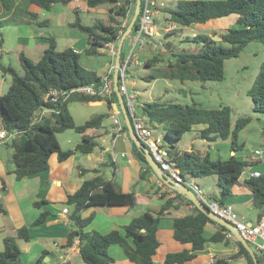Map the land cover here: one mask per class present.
Listing matches in <instances>:
<instances>
[{"label":"trees","instance_id":"obj_1","mask_svg":"<svg viewBox=\"0 0 264 264\" xmlns=\"http://www.w3.org/2000/svg\"><path fill=\"white\" fill-rule=\"evenodd\" d=\"M0 1L4 11L8 12L13 1ZM70 1L28 0V3H34L43 10H50L56 3L67 4ZM118 3L119 0H86L88 7L107 8L108 22L98 21L92 25H85L81 23L78 16L69 22L71 28L78 29L87 35V46L81 53L100 54V48L107 42H114L117 46L133 15V9L128 8L126 4ZM164 11L168 14L169 20L181 26L205 23L211 19L231 15H235V18L233 17L232 25L218 34V40L206 34L193 35L190 40L201 43V47L196 51L176 50L168 42L167 47L170 48V52L165 65L158 67L155 65L159 59L158 54L144 62L145 66L153 70L142 77L146 81L166 78L175 79L184 84L187 81H198L203 85L208 80H221L224 76L225 59L238 56L251 41L264 44V0H177L174 7H167ZM25 13L36 16L28 10H25ZM116 17H127L126 24L122 26ZM10 21L9 18H0V28ZM40 23L46 22L43 20ZM136 26L137 18L132 31ZM47 39V46L37 61L27 58L23 52L19 53L22 74L11 66H0L3 72L11 75V83L7 91L0 94V128L17 132L15 137L5 143L12 150L13 168L8 173H13L16 180L48 169V159L53 153H56L59 161H64L76 152L85 154L92 152L98 143L96 136L87 132L102 126L104 114L94 115L83 123L77 124L69 113L68 103L73 100H103L109 104L116 97L115 90L110 97L99 93L102 84L101 75L80 63L81 53L69 47L57 50L55 38L48 36ZM1 44L2 39H0V46ZM123 44L120 58L124 55ZM81 85H91L98 93L82 95L73 92L64 99L60 97L56 101L44 100V95L52 88L62 90ZM247 95L251 98L253 110L256 113H264V61L251 87L247 90ZM139 107L140 114L144 115L152 126L164 127L163 137L169 144L166 147L170 161L174 162L181 175L193 178L216 175L218 195L214 199L223 204L231 194V189L238 181L243 169L250 162L234 154L226 159H212L208 154H202L198 150L179 149L177 142L184 133L195 130L198 137L206 141L229 139L231 150L237 151L242 148V144L237 141L238 132L251 117H238L232 124L231 108L228 105L221 104L212 108L204 107L194 101L190 104H181L155 99L145 101ZM44 108H50L51 112L34 120V117ZM122 122L123 131L127 132L125 122L123 120ZM66 129H74L82 137L74 148L64 150L60 147L56 134ZM130 141L134 157L149 172H152L143 152L132 140ZM93 172L96 174L83 180L80 186L74 192L68 193L63 201V207L68 209L67 215L70 220V230L64 246H71L74 239H77L79 254L86 264H111L114 259L107 250L112 244L121 246L126 258L135 264H156L152 256L159 246L156 232L160 219L171 209L179 207L180 203L175 201L176 197H180L187 203H193L180 193H176V197L165 199L157 212L144 211L134 216L121 230L113 229L106 233L96 229L85 230V226L94 216L90 213L82 217V211L88 207L101 205L133 207L136 204L134 192L122 191L113 180L99 173L97 168L93 169ZM144 174L143 170L139 172L141 177ZM0 183V193L3 195L7 191V185L1 176ZM242 184L251 191L253 208L256 210L257 218H260L264 214V172L259 176L243 179ZM46 202V200H39L33 204L39 207ZM0 211L6 213L1 201ZM48 214L49 211H42L29 225L19 227L16 238L29 240V227L43 223ZM207 222L216 223L198 210L194 204L192 211L173 217V238L181 243H189L191 247L167 253L164 260L157 264H184L194 258L196 251L201 250L206 241L217 242L226 238L224 231L227 229L223 226H220L223 232L215 231L211 236L206 237L204 228ZM236 242L239 253L244 254L247 264H255L241 242L237 240ZM3 243L4 248L0 250V264H24L20 261V249L15 237L5 236ZM45 253L36 262L28 264H43ZM256 257L259 262H264L261 254H256ZM213 264H230V262L227 258L218 257Z\"/></svg>","mask_w":264,"mask_h":264},{"label":"crops","instance_id":"obj_2","mask_svg":"<svg viewBox=\"0 0 264 264\" xmlns=\"http://www.w3.org/2000/svg\"><path fill=\"white\" fill-rule=\"evenodd\" d=\"M12 1V7L4 18H10L13 12L26 14L25 10L35 13L36 15L42 13L47 15L48 13L52 17L55 16L54 21L53 18H51V21L48 20L49 18H45L44 21L46 22L45 25L47 24L50 26L53 33L52 36L55 38L56 46L57 38L62 36L61 38L64 37L63 39L67 42L65 48H72L78 53H81L82 50L86 48L87 35L78 29L71 28L69 22H71L75 16H78L81 20L80 14H83V16H92L98 13H104L105 10H107L105 7H88L86 5V0H71L67 4L56 3L50 10H43L34 3H27L25 9L22 10L18 8L21 0ZM136 2L137 0H119V3L126 4V6L133 9V11ZM1 5L2 3L0 4V7ZM1 8L0 12H3V6ZM71 12L72 16L70 15ZM126 18H123L121 23L122 26L126 24ZM165 19L168 20V18ZM230 19H233L234 21L232 16L211 19L203 23L204 26L202 27H207V30L211 31L218 30V32H215V34L218 35L232 25ZM19 22V25L16 23L19 32L23 29L26 33L17 36L18 45L22 46L23 42H27L29 37L33 38V45H37V42H48L47 38H37V36L33 35L32 31L27 32L29 27L27 28V26H24L26 24L21 23L22 21ZM96 22H98V18L93 23ZM196 24L199 25L198 23ZM155 28L157 31L158 29L166 30L164 27H157L156 25ZM209 36H211V34H209ZM132 38L133 31L131 32L129 46L131 45ZM103 53V50L100 49V54ZM83 54L84 53H81L80 58ZM94 55L98 57V53ZM88 59V63L83 66L95 70L98 73V70L96 69L98 62L90 60V58ZM114 61L115 57L111 58V56H109V60L105 62L103 73L98 74L102 76L108 72L111 63L115 64ZM110 73H112V77L114 78V68ZM134 83L135 81H132V85ZM120 96L121 97H119L116 92L115 100L109 104L103 100L78 102L89 104L91 106L96 104V106H92L95 108H98L99 106H102L103 108V104H105L107 106V111H104V109L103 111L108 118H110L112 111L119 110L120 117H122V120L125 122L121 108L122 102L125 105V98L122 94H120ZM142 103L143 102H137L138 106ZM69 108L70 105H68V109ZM262 114V117H264V113ZM249 116L251 117L250 121L238 132L237 141L239 144H242L240 151L233 152L231 150L229 139L211 142L206 141L198 137L195 130H190L184 133L183 136H185L184 140H186V144L182 145L178 141L177 148L182 150H198L202 154H208L212 159H226L234 154L236 157L250 162V164H248V167H250L248 171L257 170L263 173L264 153L262 155H255L253 152L255 149L264 148V127H262L264 124L257 127L255 118L253 120V116ZM258 119L261 118H256V120ZM103 122L99 129H92L87 132L90 135H95L98 143L92 152L87 154L76 152L64 161H59L56 153H53L48 159V169L31 174L20 180H16L13 173H8L9 170H12L13 168V163L11 161L12 150L5 144L6 142L3 143L6 145L9 154L7 159L0 154V176L4 179L5 184L7 185V191L3 195L0 193V201L6 211V213L0 211V250L4 248L3 238L5 236H13L20 249L19 258L21 263H34L44 252H46L44 258L49 255L52 257L48 261H45L43 258V264H86L79 254L77 239H74L71 246H64L67 240V234L70 230V220L68 219L67 213H62V208L66 195L74 192L80 186L81 182L85 180L82 175L88 173L89 170L93 172V169L98 168L100 165L103 167H112L113 175L106 176V178L113 180L122 191L134 192L136 204L133 207H128L126 205H101L98 208L93 206L88 207L82 211V217H86L90 213H93L94 216L91 222L85 226V230L96 229L101 233H106L113 229L121 230L122 227L134 216L139 215L144 211L157 212L160 209L161 203L165 199L177 196V191L167 186L153 171L149 172L134 157L128 131L124 132L121 136L112 138L108 134L111 125H104ZM156 127L159 129L163 128L161 125H156ZM64 134L67 137V142L71 143L72 139L77 138V134L79 133L74 129H66ZM80 137H82L81 134ZM57 139L61 147L60 140L58 137ZM77 143H75V145ZM204 143H206L209 149L204 147ZM69 148L72 149L74 146ZM226 154H228V156ZM132 159L137 162V166L132 169L133 172L128 169V167L132 168L134 165L132 164ZM6 162H8V164H6ZM88 162H93L91 169L85 167V163ZM141 170L145 172L142 177L139 176ZM248 171L246 170L242 172L238 181L232 187L231 194L226 198L225 202L232 205L234 211L240 218L244 219L247 223H254L259 218H257L256 210L253 208L252 194L251 191L242 184L243 179L249 177ZM136 174H138V176H135ZM208 177L209 176L194 178V181L200 185L198 181L211 180V178ZM212 179L216 180V178ZM214 192L215 194L213 193L211 199H214V197L218 195V187ZM39 200H46L47 202L37 207L33 202ZM175 201L180 203L179 207L177 209H171L163 215L158 225L156 235L159 241V246L155 254L152 256V259L156 264L161 263L167 253L189 249L191 247L189 243H181L173 238L172 223L173 217L192 211L193 206L180 197H176ZM42 211H49V214L40 225L29 227L30 239L25 240L18 237L16 238L17 229L22 225H29ZM215 231L223 232L218 223L207 222L204 228V235L209 237ZM107 252L114 259L111 264H135L126 258L122 247L118 244L110 245ZM254 252L259 254L255 250ZM232 255L234 257H232ZM218 257L227 258L230 264H247L244 254L239 253V246L234 236L233 238L226 237L224 240L217 242L206 241L203 248L196 251L194 258L184 264H213Z\"/></svg>","mask_w":264,"mask_h":264},{"label":"rangeland","instance_id":"obj_3","mask_svg":"<svg viewBox=\"0 0 264 264\" xmlns=\"http://www.w3.org/2000/svg\"><path fill=\"white\" fill-rule=\"evenodd\" d=\"M176 1L177 0L155 1V3L153 4V9L154 11H156L154 12L153 16L154 25H156L157 27H166L169 29H166L165 31L164 29H158L157 31V29L155 28L156 33L150 36H146V44L144 49L139 50L138 48H136V56H134L131 59L130 63H128L126 66L127 73L129 74L126 79V87L129 91H132L131 89L135 90L137 96L136 103L158 99L175 101L181 104H190L194 101L202 104L204 107L206 106L212 108H216L223 104L228 105L231 108L232 124H234L235 120L238 117L252 115L253 120L255 118L256 126H262V124H264V117H262L263 114L256 113L253 110V103L251 101V98L247 95V90L251 87L255 75L257 74L260 65L264 61V44L262 43L251 41L247 43V45L243 48L238 56L225 59L223 63L224 76L221 80H208L203 83V85H201L198 81H187L184 84L175 79L170 80L166 78H156L152 81H146L142 78L143 76L153 71L151 67H147L144 65V62L149 60L153 55L158 54L159 59L155 63L157 67L163 66L167 63V56L170 52V48L167 47L168 42H170L172 44V47H174V49L176 50L196 51L201 47V43L191 41L190 38L193 35L211 34L212 38L217 40L219 39V35L215 34V32H218V30H207V27H202L204 26L203 23H198L199 25L191 24L188 26H181L175 23L173 24V27H168V25L171 24L172 21L169 19H165L168 18V14L164 11V9L167 7H174ZM27 3L28 0H21L18 8L24 10ZM1 7L0 10L2 9ZM6 15L7 12H0V18L5 17ZM70 15L72 16V12ZM231 16L232 18H235V15ZM80 17L81 23L85 25H92V23L97 18L98 21L108 22L109 13L107 10H105L104 13H98L92 16H83V14H80ZM45 18H49L48 20L50 21L51 18H53V21L55 20V16L52 17L48 13L47 15L42 13L36 16H30L27 14H22L20 12H13L11 14V17L9 18L11 19V21L0 28V39H2V44L0 46V66H11L19 74H22L23 69L19 60L20 52H23L24 55L32 61H37L41 57L45 47L47 46V43L37 42V45H33V42H31L33 38L29 37L27 39V42H23L22 46L18 45L17 36H21L26 32L23 29L21 30V32H19L16 23H18L19 25V21H22L21 23L26 24L24 26H27V28L29 27V29H27V32L32 31L33 35L37 36V38L45 39L48 36H52L53 34L50 26H48L47 24L45 25L44 23H40L45 20ZM116 20L122 23L123 18L116 17ZM230 21L232 22L233 19H230ZM171 31H175L178 33H166ZM61 37L57 38V50H62L67 45V42L63 39L64 37ZM129 40H131V33L124 41L123 54L129 52ZM88 58H90V60H95L96 62H98V65H96V69L98 70V73L102 74L103 70L105 69V62L109 60V55L103 53L98 54L97 57L96 55L87 56L83 54L80 58V63L82 65H86L89 61ZM135 59H138L140 63H135ZM132 81H135L133 85ZM10 83L11 75L3 72L2 69H0V94H3L7 91ZM68 105H70V108L68 109L69 113L72 116L74 122L77 124H81L85 119H89L94 115L103 113V124L111 125L110 118H108V116L104 112L107 111V106L105 104H103V108L102 106L95 108L92 106H96V104H93L91 106L89 104H82L77 100H73L70 101ZM256 118L261 119L256 120ZM120 119L122 121V117H120ZM110 127L112 128V126ZM162 129H164V127ZM64 131L56 134V137H58L60 140L62 149H70L69 147H73L75 146V143L81 141L80 134H77V138L72 139V142L68 143ZM184 138L185 136H183L179 140L182 145L186 144V140H184ZM163 144L165 146L169 145L164 137ZM204 147L208 148L206 143H204ZM237 151H240V149ZM0 154L4 158H8L9 152L7 151L6 145H4L3 143H0ZM226 155L228 156V154ZM6 164H8V162H6ZM85 164V167L89 169H91L93 166V162H88ZM132 164H134L132 168L128 167L129 171H132V169L137 166V162L133 159ZM97 169L99 170V173H102L105 177L113 175V169L111 166L103 167L100 165ZM95 174V172L89 170L88 173H85L82 176H84V179H88L93 177ZM135 176H138V174H136ZM208 178H211V180L198 182L201 185L199 186L202 188L204 194L208 198H211L213 193L215 194L214 191L217 190L216 180L212 179L216 178V175H209ZM93 207L98 208L100 206ZM250 246L257 252V249L253 244H250Z\"/></svg>","mask_w":264,"mask_h":264},{"label":"built area","instance_id":"obj_4","mask_svg":"<svg viewBox=\"0 0 264 264\" xmlns=\"http://www.w3.org/2000/svg\"><path fill=\"white\" fill-rule=\"evenodd\" d=\"M155 1L156 0H141L140 10L137 18V26L133 31V38L129 52L124 54L120 59L118 68V91L125 98V106L133 130L141 143L149 150L153 160L159 165L160 169L168 175V177L191 189L199 198V200L209 208L210 211L234 225L240 235L246 241H248L249 244H253L257 249V252L264 258V214L256 222L247 223L244 219L237 215L231 204L226 202L220 204L217 200L208 198L204 194L202 188L194 181L193 177L181 175L179 169L174 165V162L170 161L168 148L163 144V135L165 129H159L156 126H152L147 121V118L140 114V107L136 103L135 91H129L126 87V79L129 75L126 70V66L128 63H130L131 59L136 56L135 49L138 48L139 50H143L146 44V36L156 33L153 23V4ZM173 24L174 23L169 24L168 27H173ZM165 29L169 28L165 27ZM101 49L104 53L111 56V58H114L116 55L117 50L114 42L105 43ZM135 63L140 62L138 59H135ZM113 68L114 64L111 63L109 71L101 76L102 84L99 93L103 96L110 97L112 91L115 89L114 79L112 77V73H110ZM73 92L82 95H95L98 93L92 88L91 85L74 86L70 89L62 90L52 88L44 95V100L56 101L60 97L64 99ZM136 107H139L138 111ZM50 112V108H44L34 117V120H38L42 115H46ZM110 118L112 128L108 132L109 136L115 138L123 135V122L120 119L119 110L112 111ZM16 135L17 132H9L5 129H0V143L10 141ZM253 153L255 155H262L264 153V148L255 149ZM248 169H250V167L247 165L242 172L246 170L248 171ZM260 174L261 172L257 170L248 171V175L250 177L259 176ZM191 206H193V204H191ZM62 213H68V209L63 207ZM224 233L226 237L233 238V235L229 230H225Z\"/></svg>","mask_w":264,"mask_h":264},{"label":"water","instance_id":"obj_5","mask_svg":"<svg viewBox=\"0 0 264 264\" xmlns=\"http://www.w3.org/2000/svg\"><path fill=\"white\" fill-rule=\"evenodd\" d=\"M140 4H141V0H137L135 9L133 11V15H132L129 23L127 24L126 29H125L124 33L122 34V36L120 37L118 44H117V52H116L115 61H114L115 62V64H114L115 68H114V74H113L114 78L113 79H114V88H115V91L117 92V94L119 95V97H121V96H120V93L118 91V76H117V74H118V68H119V64H120V54H121L122 44H123V41L125 40L126 36L133 29V24L137 18L139 10H140ZM31 42H32V40H31ZM121 108H122V113L124 116V120H125V124L127 127L129 138L143 152L148 165L150 166L151 170L155 173V175L160 180H162L167 186H169L173 190L177 191L181 195L188 198L198 210H200L201 212L206 214L211 220H213L214 222L218 223L220 226H223L227 230H229L232 233V235L235 237V239L237 241L241 242V244L246 248V250L251 255L255 264H264V262H259L257 260L256 253L254 252V250L252 249V247L250 246L248 241H246L240 235V233L237 231V229L235 228L234 225H232L230 222H227L226 220L220 218L219 216L214 214L212 211H210L209 208L207 206H205L204 203H202L199 200V198L195 195V193L191 189H189L188 187L184 186L183 184L176 182L175 180L171 179L170 177H168V175L165 172H163L160 169L159 165L153 160L149 150L141 143V141L136 136V134L133 130L128 112H127L126 107H125L123 102H122ZM51 257L52 256L49 255V256H46L44 259H45V261H48Z\"/></svg>","mask_w":264,"mask_h":264},{"label":"clouds","instance_id":"obj_6","mask_svg":"<svg viewBox=\"0 0 264 264\" xmlns=\"http://www.w3.org/2000/svg\"><path fill=\"white\" fill-rule=\"evenodd\" d=\"M141 5V4H140ZM139 14V13H138ZM137 18H138V15H137ZM154 20V19H153ZM154 23V22H153ZM172 23H174L175 24V22H173L172 21ZM154 27H155V25H154ZM165 28V27H164ZM134 31V30H133ZM116 45V44H115ZM101 49V48H100ZM102 50V49H101ZM116 50H117V46H116ZM117 52V51H116ZM121 59V58H120ZM114 64V63H113ZM114 68H115V66H114ZM115 90V89H114ZM137 98V97H136ZM138 105V104H137ZM126 107V106H125ZM127 110V109H126ZM1 129V128H0ZM7 142V141H6ZM2 143H4V142H2Z\"/></svg>","mask_w":264,"mask_h":264}]
</instances>
